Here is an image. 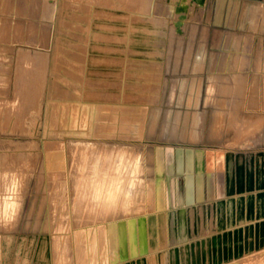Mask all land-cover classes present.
Listing matches in <instances>:
<instances>
[{"label":"rangeland","instance_id":"374dc122","mask_svg":"<svg viewBox=\"0 0 264 264\" xmlns=\"http://www.w3.org/2000/svg\"><path fill=\"white\" fill-rule=\"evenodd\" d=\"M196 3L0 0V264H136L177 244L192 155L264 141V0Z\"/></svg>","mask_w":264,"mask_h":264},{"label":"crops","instance_id":"0c3cea01","mask_svg":"<svg viewBox=\"0 0 264 264\" xmlns=\"http://www.w3.org/2000/svg\"><path fill=\"white\" fill-rule=\"evenodd\" d=\"M249 86L248 107L263 111V104L256 99L257 83L250 77ZM257 120L259 123L261 119ZM206 150L209 149H201L197 158L185 156L183 168L187 169L188 157L194 160L188 170L189 203L179 208L185 219L177 244L155 249L151 256L134 260L136 264H149V257L153 264H225L264 249V141L253 148L215 155H222L224 162L214 171L208 169ZM161 183L165 192L172 195L166 211L178 210L172 184L166 180Z\"/></svg>","mask_w":264,"mask_h":264},{"label":"bare ground","instance_id":"6f19581e","mask_svg":"<svg viewBox=\"0 0 264 264\" xmlns=\"http://www.w3.org/2000/svg\"><path fill=\"white\" fill-rule=\"evenodd\" d=\"M16 1V0H15ZM200 1H202V0H191V2L192 3H196V2H200ZM179 2V1H178ZM16 3V2H15ZM186 3V2H185ZM188 4V3H187ZM190 4V3H189ZM197 4V3H196ZM188 8V7H187ZM137 16H138V14H137ZM134 17V16H132L131 17V15H130V17H131V20L129 21V26L127 27V28H125V30L126 31H129V29H130V24L132 23V20L133 21H141V18H139V17ZM147 21V20H146ZM143 22V21H142ZM144 23V22H143ZM136 25V24H135ZM134 26V25H133ZM142 26V25H141ZM149 26H150V24H149ZM145 28V27H144ZM139 29V28H138ZM137 29V30H138ZM149 29V28H148ZM152 29V28H151ZM86 30V29H85ZM90 30V29H89ZM122 30V29H121ZM124 30V31H125ZM132 30H134V28L132 29ZM140 30V29H139ZM143 30V29H142ZM125 31V32H126ZM146 31V30H145ZM136 33H138V32H136ZM124 34V33H123ZM122 34V35H123ZM127 34V33H126ZM135 34V33H134ZM140 34V33H139ZM88 35V34H87ZM125 36V35H124ZM144 36V35H143ZM147 36V35H146ZM150 36V35H149ZM100 37L102 38V35H100ZM123 37V36H122ZM149 38V37H148ZM147 38V39H148ZM107 39V38H106ZM138 39V38H137ZM151 39V38H150ZM139 40V39H138ZM137 40V41H138ZM96 41H97V39H96ZM104 41V40H103ZM102 41V42H103ZM123 41H125V44H126V47H125V49H127L126 51V53H125V55L123 56V60L124 61H127L128 59L127 58H129V59H136V58H134V57H129L128 56V54H129V52L130 53H134L135 54V52L132 50V49H135V48H129V45H128V43H127V41L125 40V38H123V39H121V41L120 42H122L123 43ZM108 42V41H107ZM132 43V42H131ZM97 45H98V43H97ZM121 45V44H120ZM91 47V46H90ZM93 47V46H92ZM109 47V46H108ZM106 48V47H105ZM99 50V49H98ZM105 50V49H104ZM108 49H106V51H107ZM133 51V52H131V51ZM101 51H103V50H101ZM104 52V51H103ZM128 53V54H127ZM107 54V53H106ZM127 54V55H126ZM89 55V54H88ZM27 56V55H26ZM98 56V55H97ZM103 56V55H102ZM122 56V55H121ZM127 57V58H126ZM100 58V57H99ZM126 58V59H125ZM90 60V59H89ZM99 63V62H98ZM128 63H129V61H128ZM128 63L127 62H122V67H121V71H120V73H121V75L123 76V72H124V70L126 69V66L128 65ZM147 64H148V62H147ZM91 65V64H90ZM148 68H149V65L147 66ZM123 68V69H122ZM155 68V67H154ZM122 76H120V78L122 77ZM138 76H139V74H138ZM154 77H155V75H154ZM140 78H142V77H140ZM143 79V78H142ZM152 79L153 80H155V78H153V70H151V69H148L147 71H146V73H145V75H144V84H145V87L144 88H146L147 86L149 87L150 86V88L151 87H153V81H152ZM120 81V80H119ZM144 86V85H143ZM118 87V86H117ZM146 91H147V88H146ZM113 99H115L114 97H113ZM119 100V99H118ZM125 100V99H124ZM118 102V101H117ZM121 102V101H120ZM141 104V103H140ZM130 105H131V103H130ZM138 105V104H137ZM124 106V105H123ZM113 110V109H112ZM124 122V121H123ZM126 154V153H125ZM119 159V158H118ZM126 159V158H125ZM124 159V160H125ZM125 166V165H124ZM129 166V165H128ZM126 167V166H125ZM141 168V167H140ZM121 169V168H120ZM124 169V168H123ZM126 169V168H125ZM144 171V170H143ZM145 172V171H144ZM147 173V172H146ZM14 180V179H13ZM158 181H159V179H158ZM14 182V181H13ZM138 181L136 180V183H137ZM142 183H144L143 181H141ZM15 183H16V181H15ZM117 183H118V181H117ZM146 183V182H145ZM159 183V182H158ZM119 184V183H118ZM156 184V183H155ZM146 185H147V183H146ZM145 185V186H146ZM137 186V185H136ZM139 186H140V183H139ZM156 186V185H155ZM138 187V186H137ZM1 188V187H0ZM117 188V187H116ZM150 188V187H149ZM118 189V188H117ZM120 189V188H119ZM136 189V188H135ZM134 189V190H135ZM147 189V188H146ZM139 191V190H138ZM6 192L7 191H4V197H5V195H6ZM145 192H147V191H145ZM114 193V192H113ZM138 193V192H137ZM1 194H2V192H1ZM116 194V193H115ZM139 194H140V191H139ZM145 195H149V193H146ZM114 196V195H113ZM134 196H136V194L134 195ZM142 196V195H141ZM111 198H112V196H111ZM2 199V198H1ZM146 199V198H145ZM9 200H10V196H9ZM3 201V200H2ZM6 203L8 202V201H5ZM9 203V202H8ZM1 210H2V208H3V204H2V202H1ZM9 206V205H8ZM7 209H8V207H7ZM1 210H0V212H1ZM9 210V209H8ZM6 211V212H8L9 213V211ZM5 212V211H4ZM2 216H5V214H3ZM145 233L146 234H149V230H148V228H147V230L145 229ZM140 234V233H139ZM147 237H148V243L150 242L149 240H150V238H149V235H147ZM141 241H139L138 240V245H139V243H140ZM56 243V242H55ZM57 246V245H56ZM139 247V246H138ZM141 247V246H140ZM123 249V248H122ZM135 249V248H134ZM149 255V254H148ZM68 259V258H67ZM62 261V260H61ZM63 262V261H62ZM153 262H154V260L152 259V257H149V264H153Z\"/></svg>","mask_w":264,"mask_h":264},{"label":"water","instance_id":"95a60500","mask_svg":"<svg viewBox=\"0 0 264 264\" xmlns=\"http://www.w3.org/2000/svg\"><path fill=\"white\" fill-rule=\"evenodd\" d=\"M187 167H188V164H187ZM187 170H188V168H187ZM189 202H187V204H188Z\"/></svg>","mask_w":264,"mask_h":264}]
</instances>
